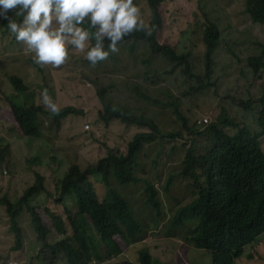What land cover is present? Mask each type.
<instances>
[{
    "label": "trees",
    "instance_id": "obj_1",
    "mask_svg": "<svg viewBox=\"0 0 264 264\" xmlns=\"http://www.w3.org/2000/svg\"><path fill=\"white\" fill-rule=\"evenodd\" d=\"M146 1L150 15L157 17L163 0ZM220 3L222 13L236 10L234 0H220ZM238 4L246 21L240 30L241 39L248 45L264 47V0H238ZM141 15L145 20L143 12ZM8 17L17 22L22 19L16 15L15 9L8 10ZM7 23L0 18V54L5 45L20 49L23 43L15 39ZM231 37L233 45L240 42L238 34L231 33ZM219 38L222 39L221 32L208 21L202 27L200 37L204 45L205 79L213 73ZM157 40L155 32L150 36L143 31L133 32L118 42L116 52L109 50L105 60L95 65L89 63L88 69L93 71L109 62L117 75L108 99L109 88L96 90L102 104L101 123L107 126L118 120L128 128L148 127L152 132L134 133L123 150L107 148L102 157L84 168L78 164L68 166L52 193L54 205L63 208L64 214L49 207L45 209L53 217L54 243L46 240L49 232L46 235L34 212L36 208L30 204L34 196L51 194L45 186V177L32 170L30 174L35 176L32 184L28 170L26 174L23 165L15 163L8 168L5 177L0 164V192L21 188L11 201L0 197V208H4L9 232L14 234L15 242L14 247L1 252L13 254L23 250L20 216L24 211L29 218L31 214L35 230L43 239L42 246L49 251L37 250L33 254L35 264H114L112 262L128 250L135 252L137 264H153L146 242L151 225L163 228L166 238L180 239L193 248L223 254L225 258L215 264H231L232 258L246 243L245 234L251 231L264 233V151L256 134L233 123L225 129H219L216 124L204 129L190 127L178 105L173 104V112L186 131L187 141L179 166L167 172L161 169L162 145L165 139L170 142L178 134L162 132L149 118L134 115L140 102L138 95L122 103V96L129 91L127 84L130 83L129 77L121 78L125 73L123 60L130 58L142 42L146 43L152 56L181 66L189 79L196 77L189 54L180 53L176 46L161 44ZM88 43L90 46L95 41L91 39ZM67 48L69 61L87 51V48L76 50L71 45ZM247 61L254 74L264 68L263 57H251ZM9 83L16 95L14 97L19 98L25 107H13L22 134L29 138L39 136L40 106L31 100L26 84L15 77L9 78ZM256 106L261 109L258 130L264 134V92ZM68 111H62L53 120L59 122ZM198 144L205 154L199 171L194 154V147ZM32 162L41 165L39 159L34 158ZM99 187L104 191L102 197L98 194ZM69 201L74 204L75 211L67 207ZM123 262L133 264L131 261ZM18 264L26 263L20 261Z\"/></svg>",
    "mask_w": 264,
    "mask_h": 264
},
{
    "label": "rangeland",
    "instance_id": "obj_2",
    "mask_svg": "<svg viewBox=\"0 0 264 264\" xmlns=\"http://www.w3.org/2000/svg\"><path fill=\"white\" fill-rule=\"evenodd\" d=\"M234 4L235 11L222 13L220 0H164L159 6L158 24L152 21L146 5L143 8L145 22L154 26L152 32L156 33L157 41L174 45L180 53L189 54L196 75L194 79H189L181 66L152 56L145 42L137 46L130 58L123 60L125 73L121 78L129 77L130 83L127 84L129 91H125L122 96V103L138 95L140 102L134 115L149 118L162 132L178 134L170 142L164 140V156L161 160L163 171L168 172L179 166L187 141L186 131L173 112V104L178 105L190 127L204 129L222 115L226 116L228 121L256 134L264 151V134L258 130L257 111H253L264 92V68L254 74L247 61L251 57H263L264 63V47L243 42L240 30L246 21L238 0H234ZM208 21L218 28L222 39L219 38L214 55L213 73L209 79H205L202 63L204 45L200 37L202 27ZM231 33L238 34V44L231 43ZM262 35L264 42V29ZM11 77L27 85L35 105L40 106L41 92L47 89L59 111L71 106L78 114L55 122L53 114L42 108L43 111L38 115L40 136L25 137L9 109V103L16 96L9 83ZM116 81V72L109 62L90 71L84 62L73 57L65 69L53 71L39 69L22 49L5 45L0 54V164L5 177L13 163L23 165L26 174L28 170L32 184L35 181V176L30 174L32 170L45 177V186L51 194L34 196L30 204L36 208L43 224L49 229L46 240L50 243H54L56 238L45 209L49 207L64 214L63 208L54 205L52 193L68 166L78 164L84 168L102 157L107 148L123 150L134 133L152 132L148 127L128 128L118 120L107 126L99 121L98 113L102 110V104L96 90L99 87L109 88L108 99ZM202 152L204 150L200 144L194 147L197 167L205 155ZM34 158L39 159L41 165L32 162ZM20 190L17 187L7 189L0 192V197L11 201ZM98 194L104 196L102 187L98 188ZM67 207L75 211L72 201L67 202ZM20 226L24 235L21 244L23 250L13 254L1 252L14 247L15 242L14 234L9 232L4 208H0V264H18L20 261L35 264L33 254L37 250L49 252L37 240L26 211L20 216ZM67 232L70 233V230ZM147 235L146 242L155 260L153 264H205L208 254L207 264H213L210 256L214 253L197 250L180 239L166 238L163 228L151 225ZM123 260L137 264L133 250H128L112 263L123 264ZM233 264H264V234L253 236Z\"/></svg>",
    "mask_w": 264,
    "mask_h": 264
},
{
    "label": "clouds",
    "instance_id": "obj_3",
    "mask_svg": "<svg viewBox=\"0 0 264 264\" xmlns=\"http://www.w3.org/2000/svg\"><path fill=\"white\" fill-rule=\"evenodd\" d=\"M163 2L164 0L161 4ZM146 4V0H0V18L8 21L7 28L15 34V39L18 42H23L20 49L30 57L35 66L39 69L59 71L65 69L70 63L67 59V45L73 46L76 50L87 48V51L81 52L78 58L88 66L89 63L95 65L97 62L105 60L109 55V50L116 52L118 42L133 32L143 31L145 35L150 36L154 26L146 23L141 15ZM11 9H15L16 15L22 17L19 22L8 17V10ZM159 16L158 10L157 17L151 16L152 21L158 24ZM85 24L88 25L87 28L83 27ZM91 39H94L95 43L89 46L88 42ZM202 63L204 65L203 60ZM19 106L25 108L22 101L17 97H14L9 103L14 121L23 133L13 111V107L18 108ZM40 108L41 112L45 109L49 114H53V118L66 109L69 111L61 119L78 114L71 106L64 107L59 111L47 89L41 92ZM253 111H257L256 122L259 123L258 116L261 109L256 106ZM100 113L101 111L98 113L99 121ZM213 124H216L219 129H225L232 122L222 115ZM34 212L40 219L47 235L49 229L43 224V220L37 211L34 210ZM45 214L51 222V227H53V217L47 212ZM30 223L37 240L41 243L43 239L35 230L31 214ZM255 235H259V233L251 231L244 235L246 243L232 258L231 264L240 256L243 248L250 243ZM195 249L214 253L210 256L213 264L217 260L225 258L223 254H216V252L196 247ZM208 256L205 257V264L208 262Z\"/></svg>",
    "mask_w": 264,
    "mask_h": 264
},
{
    "label": "built area",
    "instance_id": "obj_4",
    "mask_svg": "<svg viewBox=\"0 0 264 264\" xmlns=\"http://www.w3.org/2000/svg\"><path fill=\"white\" fill-rule=\"evenodd\" d=\"M198 167H199V165H198ZM198 167H197V168H198Z\"/></svg>",
    "mask_w": 264,
    "mask_h": 264
}]
</instances>
